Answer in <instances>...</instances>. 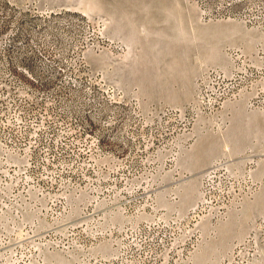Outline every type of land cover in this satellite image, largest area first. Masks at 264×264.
I'll list each match as a JSON object with an SVG mask.
<instances>
[{
  "label": "rangeland",
  "instance_id": "1",
  "mask_svg": "<svg viewBox=\"0 0 264 264\" xmlns=\"http://www.w3.org/2000/svg\"><path fill=\"white\" fill-rule=\"evenodd\" d=\"M15 78L77 102L74 78L103 102L112 234L157 217L163 238L106 264H217L244 237L264 264V0H0V86ZM15 206L0 194V238L32 246L44 222Z\"/></svg>",
  "mask_w": 264,
  "mask_h": 264
},
{
  "label": "built area",
  "instance_id": "2",
  "mask_svg": "<svg viewBox=\"0 0 264 264\" xmlns=\"http://www.w3.org/2000/svg\"><path fill=\"white\" fill-rule=\"evenodd\" d=\"M18 72L36 82L31 74L37 72L25 68ZM45 80L35 91H25L16 78V84L0 86V194L10 203L28 204L11 207L14 212L28 211V218L33 213L44 222L40 234L27 236L34 246H22V239L0 238V248L8 251V264L23 260H32L31 264H106L125 256L128 249L161 244L157 217L126 222L112 234L111 218L117 207L111 203L110 190L99 195L96 186L100 175L111 181L117 154L105 146L110 121L100 112L103 102L94 100L91 85L74 78L64 80L69 89L80 91V99L74 102L60 99L59 87L51 79ZM145 208L136 205L134 210L143 212ZM132 210L128 207V214ZM26 223L28 228H36L29 219ZM249 240L241 238L234 244L235 254L217 264H252L257 239H251L255 247L242 252V244ZM54 253H61L64 259L48 261V255Z\"/></svg>",
  "mask_w": 264,
  "mask_h": 264
}]
</instances>
